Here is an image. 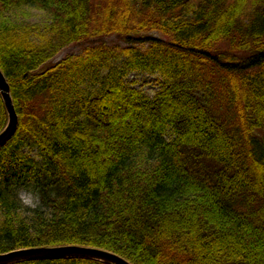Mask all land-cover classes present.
<instances>
[{"label": "trees", "instance_id": "1", "mask_svg": "<svg viewBox=\"0 0 264 264\" xmlns=\"http://www.w3.org/2000/svg\"><path fill=\"white\" fill-rule=\"evenodd\" d=\"M25 5L51 16L48 42L9 21ZM72 44L83 53L53 61ZM0 68L19 116L0 147V254L264 264V0H0ZM136 71L161 77L154 97L126 84Z\"/></svg>", "mask_w": 264, "mask_h": 264}, {"label": "water", "instance_id": "2", "mask_svg": "<svg viewBox=\"0 0 264 264\" xmlns=\"http://www.w3.org/2000/svg\"><path fill=\"white\" fill-rule=\"evenodd\" d=\"M0 94L8 113V124L0 133V147L15 133L19 116L11 95L10 84L0 68ZM89 258L109 264H132L124 257L104 249L84 246L32 247L13 250L0 254V264H11L24 260L58 259V258Z\"/></svg>", "mask_w": 264, "mask_h": 264}, {"label": "rangeland", "instance_id": "3", "mask_svg": "<svg viewBox=\"0 0 264 264\" xmlns=\"http://www.w3.org/2000/svg\"><path fill=\"white\" fill-rule=\"evenodd\" d=\"M8 19L12 23L20 24L22 22L25 23H31L34 25H39L41 27V30H35L33 29V33L31 34V38L34 42L42 44L45 42H48L52 38V33L48 28H46V25H50L52 18L51 16L44 10L36 7V6H17L12 7L8 12ZM156 36H161L159 32H154ZM106 41H118L116 39V36L108 37L106 38ZM83 53V48L79 45L72 44L68 47H65L55 58L54 62H58L62 60L63 58L69 56V55H80ZM126 84L134 89L139 90L143 94H145L148 97H154L157 92L162 87V79L158 74H151L147 72H131L125 79ZM165 138L167 140H171V133L167 132L165 135ZM35 155V154H32ZM104 161L108 160V158H103ZM25 194H33L27 189H20L19 190V196L20 198ZM35 199L34 203H36L37 208H42V205L40 204L39 198L37 195L33 194ZM30 208H36L32 207L31 205H25ZM26 218H29L30 213L25 212Z\"/></svg>", "mask_w": 264, "mask_h": 264}, {"label": "clouds", "instance_id": "4", "mask_svg": "<svg viewBox=\"0 0 264 264\" xmlns=\"http://www.w3.org/2000/svg\"><path fill=\"white\" fill-rule=\"evenodd\" d=\"M24 205H31L32 207H36V203H34V195L33 194H25L21 197Z\"/></svg>", "mask_w": 264, "mask_h": 264}]
</instances>
